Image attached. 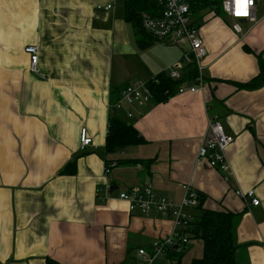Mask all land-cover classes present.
I'll use <instances>...</instances> for the list:
<instances>
[{
	"label": "crops",
	"instance_id": "0c3cea01",
	"mask_svg": "<svg viewBox=\"0 0 264 264\" xmlns=\"http://www.w3.org/2000/svg\"><path fill=\"white\" fill-rule=\"evenodd\" d=\"M108 2L0 0V264L136 261L138 247L173 230L171 214L130 210L116 196L121 188L148 183L175 204L188 184L203 197V208L242 212L237 257L242 264H264V78L254 88L237 85L258 75V54L264 60V0L256 5L255 22L237 20L241 32L224 11L201 12L203 87L187 89L194 66L181 64L178 87L185 91L134 106L130 119L118 112L144 142L113 153L104 152L111 93L167 72L189 44L155 38L139 47L124 19L125 0L105 9ZM27 45L37 47L38 73L29 70ZM211 114L233 138L227 178L197 160ZM82 129L92 139L84 150ZM73 160L74 173H61ZM117 160L126 163L110 170L106 193L104 162ZM238 189H254L259 204H249ZM183 247L182 264L202 253V241L191 235ZM167 254L158 264L169 262Z\"/></svg>",
	"mask_w": 264,
	"mask_h": 264
},
{
	"label": "built area",
	"instance_id": "2783aa9c",
	"mask_svg": "<svg viewBox=\"0 0 264 264\" xmlns=\"http://www.w3.org/2000/svg\"><path fill=\"white\" fill-rule=\"evenodd\" d=\"M113 1L104 6L105 9L113 7ZM162 6V11L158 16L143 14L141 24L143 29L152 37L160 40L185 39L189 44V50L185 52L180 61L168 69L167 75L173 80L181 78L178 67L185 63L191 64L196 69L194 84L187 89L195 91L203 87L204 79L202 75V59L206 55V47L198 32V28L192 20L191 1L192 0H157ZM261 0H248L244 6L246 15H237L236 0H221L222 10L236 21L232 24L235 32H241V26L237 20L244 18L248 21H256V5ZM24 52L29 55V70L38 73V50L36 46L27 45ZM150 80V81H149ZM149 80H134L126 83L118 93L115 99L109 102V107L117 112H121L126 118L133 116V107H144L153 100V92L149 82L158 83L157 77ZM185 86L178 87V92L185 91ZM110 100V99H109ZM233 142L232 136L227 134L220 122L218 114L208 116L207 128L202 143L197 153V160L204 161L209 167L216 168L225 172V178L229 176V164L226 157V151ZM92 143L91 137L85 129L80 131L79 149L84 150ZM116 165V161L104 165L103 174L106 178L105 192L110 189L109 175L110 170ZM184 196L182 200L175 204L172 199L154 192L150 183L143 185L130 186L121 188L117 191L116 196L119 199L127 201L129 209H138L143 213H149L155 210L162 214H171L173 216V230L170 234L162 238H156L146 246L138 247L136 250V264H157L159 259L165 254L167 249L175 247L182 249L188 240V228L192 220L190 209L198 204V194L190 185L183 184ZM236 193L246 199L249 204L258 205L259 199L254 189ZM107 195L105 194L103 199Z\"/></svg>",
	"mask_w": 264,
	"mask_h": 264
},
{
	"label": "trees",
	"instance_id": "16d2710c",
	"mask_svg": "<svg viewBox=\"0 0 264 264\" xmlns=\"http://www.w3.org/2000/svg\"><path fill=\"white\" fill-rule=\"evenodd\" d=\"M221 2V0H219ZM221 6V5H220ZM192 13H198L200 17L203 11H214L220 13L218 8V0H192ZM163 6L157 0H125L124 19L132 24L136 42L139 47L143 48L152 44L155 40L142 27L141 17L143 14L150 16H158ZM222 10V8H221ZM259 63V73L256 77L244 83H237L241 88H254L261 84L264 78V60L261 54L257 55ZM193 77L196 75L195 67L191 70ZM159 79L158 83L149 82L153 92V100L161 102L176 93L178 89V81L173 80L165 72H159L155 75ZM150 81V80H149ZM115 96L113 92L110 95V101ZM113 110L108 120V130L105 139L104 152L113 153L123 149L126 146L137 145L144 142V138L135 129L133 124L124 119L117 111ZM136 162V161H132ZM110 161H105L104 165H108ZM121 160L116 161V165L124 164ZM75 171V160L68 162L61 173L72 174ZM203 197L198 195V204L195 213H192L188 232L189 235L199 238L202 241V253L199 257H194L189 264H242L237 252L240 244L236 240V224L242 212H232L228 210H212L202 207ZM170 257L167 264H181V259L185 254V248L177 249L171 247L166 251ZM45 264H60L57 261L46 258ZM127 264H136L135 261ZM158 264V263H157Z\"/></svg>",
	"mask_w": 264,
	"mask_h": 264
},
{
	"label": "rangeland",
	"instance_id": "374dc122",
	"mask_svg": "<svg viewBox=\"0 0 264 264\" xmlns=\"http://www.w3.org/2000/svg\"><path fill=\"white\" fill-rule=\"evenodd\" d=\"M221 2L218 0V8H219V11H220V13H223V10H221ZM198 16H199V14L198 13H192V20H193V22L195 23V25L197 24V22H198V20H199V18H198ZM197 26V25H196ZM138 80V79H137ZM140 80H142V79H140ZM143 81H145V80H143ZM196 241L193 243V246H194V248L196 247ZM193 248V249H194ZM192 249V250H193ZM192 250L189 252V253H187L185 256H184V261L186 262V260L188 259V257H190V256H192L193 254L191 253L192 252ZM181 264H182V261H181Z\"/></svg>",
	"mask_w": 264,
	"mask_h": 264
},
{
	"label": "snow or ice",
	"instance_id": "6c2138e0",
	"mask_svg": "<svg viewBox=\"0 0 264 264\" xmlns=\"http://www.w3.org/2000/svg\"><path fill=\"white\" fill-rule=\"evenodd\" d=\"M248 2V0H236L237 4V15H246V11L244 10L245 4Z\"/></svg>",
	"mask_w": 264,
	"mask_h": 264
}]
</instances>
